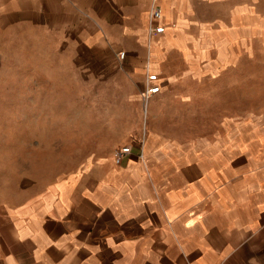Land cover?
<instances>
[{
    "label": "crops",
    "instance_id": "0c3cea01",
    "mask_svg": "<svg viewBox=\"0 0 264 264\" xmlns=\"http://www.w3.org/2000/svg\"><path fill=\"white\" fill-rule=\"evenodd\" d=\"M192 2L161 1L160 42L187 61L195 58V38L184 39ZM48 8L83 16L84 29L89 16L106 33L115 23L121 33L113 42L134 70L144 69L156 37L149 0H48ZM41 9V0H0V68L26 33H39ZM216 31L213 48L200 52L216 70H195L196 78L226 75L227 30ZM250 123L227 119L219 133L195 140L150 130L130 141L122 162L113 152L97 156L15 204H0V264H264V120Z\"/></svg>",
    "mask_w": 264,
    "mask_h": 264
},
{
    "label": "rangeland",
    "instance_id": "374dc122",
    "mask_svg": "<svg viewBox=\"0 0 264 264\" xmlns=\"http://www.w3.org/2000/svg\"><path fill=\"white\" fill-rule=\"evenodd\" d=\"M41 2L39 33H26L0 68V204H15L97 156L113 152L117 162V150L150 130L195 140L219 133L227 119L264 120V0H193L184 39L195 38L194 60L161 44L160 34L141 72L127 53L119 57L125 50L113 42L121 33L115 23L106 33L89 16L84 29L83 16L55 14ZM120 19L134 23L127 14ZM218 26L227 30L226 75L196 78L195 70L214 69L200 52L213 48ZM155 72L163 90L146 101Z\"/></svg>",
    "mask_w": 264,
    "mask_h": 264
},
{
    "label": "built area",
    "instance_id": "2783aa9c",
    "mask_svg": "<svg viewBox=\"0 0 264 264\" xmlns=\"http://www.w3.org/2000/svg\"><path fill=\"white\" fill-rule=\"evenodd\" d=\"M162 0H150L149 6V17H150V24H149V32L152 36H157L165 32L166 25L163 22V10L161 6ZM125 51L119 52V57L123 58L125 56ZM159 79V74L155 73H148L147 76V84H146V91L145 97L146 101H148L149 97L159 90V85L157 84V80ZM130 151L129 146H125L116 152L117 162H122L123 157Z\"/></svg>",
    "mask_w": 264,
    "mask_h": 264
}]
</instances>
